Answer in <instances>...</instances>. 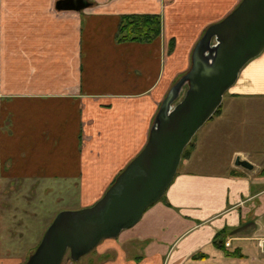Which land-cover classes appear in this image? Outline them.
I'll list each match as a JSON object with an SVG mask.
<instances>
[{"label":"crops","instance_id":"obj_1","mask_svg":"<svg viewBox=\"0 0 264 264\" xmlns=\"http://www.w3.org/2000/svg\"><path fill=\"white\" fill-rule=\"evenodd\" d=\"M9 1L0 45V264H15L1 251L6 197L18 196L28 180L33 189L39 179L55 178L81 180L78 209L99 200L145 146L206 28L241 0H95L81 12L53 10L46 0ZM125 13H160V37L118 42ZM262 100L264 51L241 70L216 124L195 143L164 198L99 243L98 264H247L243 243L252 249L264 241V178L235 165L237 156L252 160L241 150L221 173L188 166L217 128L254 129ZM246 110L254 111L249 119ZM219 234L245 258L227 257L214 244ZM198 253L208 256L195 259Z\"/></svg>","mask_w":264,"mask_h":264},{"label":"water","instance_id":"obj_2","mask_svg":"<svg viewBox=\"0 0 264 264\" xmlns=\"http://www.w3.org/2000/svg\"><path fill=\"white\" fill-rule=\"evenodd\" d=\"M90 6L89 0L55 2L58 11L79 12ZM263 51L264 0H241L222 20L209 25L194 46L191 67L161 102L143 149L93 205L60 211L22 264H62L68 252L79 260L102 240L137 224L163 198L185 148L215 114L241 70ZM234 163L247 170L255 167L241 156ZM261 247L264 252V241Z\"/></svg>","mask_w":264,"mask_h":264},{"label":"rangeland","instance_id":"obj_3","mask_svg":"<svg viewBox=\"0 0 264 264\" xmlns=\"http://www.w3.org/2000/svg\"><path fill=\"white\" fill-rule=\"evenodd\" d=\"M46 1L51 2L50 5L53 6L54 10L56 0ZM89 1L91 2V6L86 9H91L96 4L95 0ZM10 3L9 0H0V45H2L3 23L9 21L3 15H10ZM1 54L0 49V70ZM186 72L182 73L178 79ZM185 90L186 86L182 91L181 97L184 95ZM232 90L233 86L225 93L223 106L227 104L228 96ZM259 102H257V108L261 109L257 111V115L254 117V129H251L249 125L237 126L236 128L231 126L228 129L225 127L223 130L217 128V133L214 135L212 133L209 137L212 141L198 147L197 153H194L189 162L188 169L221 173L225 169L227 161H229L233 152L241 150L246 154L248 153V156L251 157L253 161H249L255 166L252 170L253 176L259 177L261 170L264 168V100ZM247 105L244 104V107H247ZM252 112L254 111H245L248 119L252 115ZM215 120L217 119L214 117L207 121L198 130L194 136L195 143L202 141L205 132L216 124ZM184 169L185 166L182 165V170ZM38 181V184L31 189L29 186L31 180H28L26 183L28 187H24L25 189H22L18 196H7L5 199L7 204L5 205L6 209L2 220L1 251L3 254L14 256L15 259L11 261H14L15 264H22L28 259L40 243L47 227L60 211L78 209L80 179L41 178ZM262 228L264 229V216L262 217ZM248 245H250V242L243 243L244 251L249 257L246 263L264 264V253L260 251L262 247L258 246L250 249ZM252 259L256 263H253ZM225 260L228 262L229 259L225 258ZM99 261V254L95 248L89 254L76 261L71 258L68 252L62 264H98Z\"/></svg>","mask_w":264,"mask_h":264},{"label":"trees","instance_id":"obj_4","mask_svg":"<svg viewBox=\"0 0 264 264\" xmlns=\"http://www.w3.org/2000/svg\"><path fill=\"white\" fill-rule=\"evenodd\" d=\"M161 32H162V16L160 13H125L120 16L116 39L120 43H125V42L152 43L160 37ZM222 107L223 104L219 106L215 114L209 120L219 115L222 111ZM194 146H195V137H193L192 141L185 148L182 155V161L177 173H179L182 170V165L184 161L191 156ZM237 175H242V173L241 174L237 173ZM258 178H264V168L261 170ZM115 180L116 178L113 180L111 185L114 183ZM223 238H224L223 234H219L218 236H216L214 240V244H216L218 248L221 249L227 257H233V258L245 257V254H243L240 251V249L230 250L228 247H226L225 241L221 242ZM207 256L208 255L204 253H198L195 254L194 258L204 259Z\"/></svg>","mask_w":264,"mask_h":264},{"label":"built area","instance_id":"obj_5","mask_svg":"<svg viewBox=\"0 0 264 264\" xmlns=\"http://www.w3.org/2000/svg\"><path fill=\"white\" fill-rule=\"evenodd\" d=\"M226 245H227V246H229V245H230V242H229V241H228V242H226Z\"/></svg>","mask_w":264,"mask_h":264}]
</instances>
